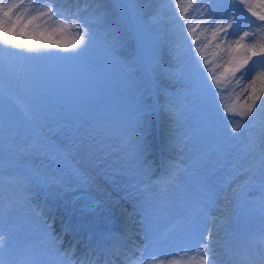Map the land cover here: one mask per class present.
Masks as SVG:
<instances>
[{"label":"rangeland","instance_id":"1","mask_svg":"<svg viewBox=\"0 0 264 264\" xmlns=\"http://www.w3.org/2000/svg\"><path fill=\"white\" fill-rule=\"evenodd\" d=\"M106 1L90 3L91 11L82 17H90L88 20L91 21V40L97 39L99 43H90L79 57H22L13 52H23L26 56L34 53L28 52L27 49L0 44V48L6 49H0V181L9 178L4 172L6 168L14 171L15 167L19 171L34 174L36 178L32 184L40 181L50 191L54 190L56 198L61 195L64 200L72 203V206H79V201H73L74 195L82 197L85 194L97 196L96 201L103 200V205L108 209L110 206L114 207L118 200L122 201V197L120 192L116 194V199L104 197L102 194L107 193L108 185L105 177L99 174L112 179L119 178L122 170L132 171L129 179L122 177L119 182H134L143 186L139 182L143 172L141 162L144 159L147 162L153 161L152 165L154 162H160L162 153L166 152L164 143L167 140H183L186 150L183 152L185 155L178 156L183 157L181 163L177 164L175 161L176 163L169 165V170L171 166H177L180 170L177 182L169 195L174 196L179 186L189 187L193 183L192 179L202 184L205 181L204 174L201 178L197 177L200 168L211 169L213 165L218 169L216 174L221 176H227L228 170L235 166L231 174L242 175L241 179H248L250 183L257 176L256 164H264V160L259 161L255 155L264 151V138L262 133L258 132L255 121L246 127H238L233 121L241 118L228 112L229 108L234 107L239 111L242 105L251 103L246 99L248 94L239 95L240 88L233 81L232 84L221 85L223 91L219 97L212 101L206 100L202 90L191 87L184 78V66L173 54L168 58L170 62L167 65L166 60H161L166 37L174 41L184 24L183 17L180 16L181 9L183 8L189 16L188 23L193 27L199 22V15L187 7L192 0ZM2 2L18 3L19 0ZM108 4L119 19L120 26L124 25L123 31L117 29L115 20L108 14ZM221 10L235 13L238 17L242 15L256 24H261L252 12L264 15V3L262 0H244V3L228 0ZM34 14L32 11L27 12L14 33L15 37L27 45H34L36 42L52 45L51 51L61 56L69 55L70 53L55 48V44H75L70 42L74 33L64 30L61 37L56 38L50 29L55 22L34 21L23 29L24 34L21 35L23 24ZM238 25V30L233 32L234 39H239L245 31H249L239 19L234 28ZM255 32L254 37L246 38L243 43L248 44L251 40L257 47L264 45V29H256ZM196 34L199 35L197 43L200 54L208 61L203 74L210 79L209 69L215 68L219 74L223 67L216 68V65L222 64L228 57L223 46L216 47L217 41H212L211 30L205 25H201ZM75 35L79 40L82 33L76 32ZM109 41L110 45L106 47ZM243 55V49L232 53L237 61ZM113 56L123 60L114 62L115 60L110 59ZM258 58L264 59L254 57ZM170 72L176 75L170 76ZM255 87L257 91L264 89V82L257 81ZM169 88L174 95L172 97H168ZM176 98H180L179 103L174 100ZM160 102L172 107L168 108L167 112H161L163 121H157L154 125L152 116L158 112L160 107L156 106ZM25 106L35 109V118L29 123L23 122L19 111ZM129 123L135 127L134 142L138 141L142 149L139 163L135 162L129 148H120L119 140L108 138L105 132L106 128L125 126ZM242 123L248 124L247 120ZM233 127H237L236 133L231 131ZM90 134L104 142L107 155L103 162L95 161L86 147L93 143L89 139ZM113 146L115 151L112 150ZM51 151L64 154L63 158L69 160L78 170L68 168L66 161L62 162L59 157L51 158ZM231 151H236L232 154L234 159H224V155ZM195 152L204 154L206 158L211 152H217L219 156L205 162V157L197 158ZM239 152H246V155L238 157ZM236 158L238 159L234 161ZM241 164L247 165L245 169L249 165L252 167L247 171V177L240 169L244 168ZM21 176L26 177L19 175ZM26 178L25 184L30 179ZM53 180L57 182L54 184ZM235 183L236 181L232 182V188ZM9 186L13 187L12 184ZM119 189L123 192L125 188L120 186ZM1 191L6 196L9 195L8 190ZM157 191L158 188L150 189L142 198L144 202L155 201ZM137 194L140 192L137 191ZM261 195L264 196V192ZM3 206L5 205L0 199V215L3 214ZM99 210L95 213L98 216L101 213ZM72 216L75 218L77 215H66L67 226ZM84 223L93 230L92 232L102 230L99 224L86 220ZM20 226L8 223L0 217V235L4 237L2 243L4 248L16 250L11 254L14 259L24 254L18 250L31 249L38 244H29V241L22 240V235H28L29 231L25 232ZM19 242H22L23 246H20ZM26 257L31 258L29 264H34L33 255L26 254Z\"/></svg>","mask_w":264,"mask_h":264},{"label":"snow or ice","instance_id":"2","mask_svg":"<svg viewBox=\"0 0 264 264\" xmlns=\"http://www.w3.org/2000/svg\"><path fill=\"white\" fill-rule=\"evenodd\" d=\"M71 2L76 4L77 11L69 14L66 7L69 0H19L18 3H3L0 0V44L13 48L27 49L28 52L34 53V55L26 56L23 52H13L22 57H79L81 53L87 50L91 43V29L89 27L91 21L79 16V0H71ZM227 2L228 0H192L187 7L191 8L193 13L199 15V22L195 27L189 24V16L182 8L180 16L183 17L184 24L175 40L169 46L174 58L184 66L182 73L184 78L190 83L191 87L195 86L201 89L206 100L212 101L216 97H219L223 91L221 85L225 83L232 84L233 81L240 88L239 95H243L244 93L248 94L246 99L250 100L251 103L242 105L239 111L234 107L228 109L229 113L238 115L241 118L240 120L233 121V123L238 127H246L257 120V115L254 113L264 116V89L257 91L255 87L257 81L264 82V59H254V57H264V45L257 47L251 40L248 44L243 43V41L246 38L254 37L256 35V29H264V15L252 12V15L256 16L262 22L261 24H256L254 21L242 15L238 17L235 13H228L226 10L222 11V6ZM239 2L244 3V0H239ZM262 3H264V0H262ZM17 10L21 11L18 12ZM28 11H32L35 14L23 24L21 35L24 34L23 29L27 28L34 21L47 23L50 20H59L60 22H64L65 26L70 25L80 30L82 35L75 44L71 46L55 44V48L70 53L69 55L61 56L51 51L52 45L42 44L40 42H36L34 45H27L15 37L14 33L18 26H20V22L25 19ZM238 19L242 25L249 28V31H245L239 39H234L233 32L239 28V25L234 28V24ZM201 25H205L207 29L211 30L212 41H217V48L223 46L225 55L228 57L222 64L216 65V68L223 67V71L219 74H217L215 68L209 69L211 72L210 79L206 78L203 74L208 61L200 54L197 43L199 41V35L196 34V30ZM229 30H232V32ZM85 38H87V41ZM0 49L6 50L5 48ZM241 49L244 50V55L237 61L232 56V53L234 51L239 52ZM169 75L175 76L176 74L170 72ZM19 111L25 123H29L35 118V109L32 106H25ZM138 114L139 109H137V116ZM245 120L248 122L247 125L242 123ZM231 131L236 133L237 127H233ZM105 132L108 138L119 140L120 148H129L134 159L138 163L140 162L142 149L138 141L134 142L135 127L132 123L120 127L106 128ZM89 139L93 141L92 144L86 145L89 152L92 153L95 161L103 162L107 155L103 140H97L91 134L89 135ZM37 144H39V141H37ZM112 150L115 151L114 146ZM179 171L177 166H171L168 175L157 182L158 191L154 202L156 206H167L169 194L177 182ZM26 179V177L22 176L16 177L15 182L22 185ZM261 179L262 186H264V171L261 173ZM261 200L264 201V196L261 197ZM211 203V195L207 193L203 196L192 197L190 202L186 203L183 212L177 215L169 224L154 231L151 236L146 237L147 242L144 244V247L137 249L139 256H128V264H153V260L151 259L153 250L162 242L175 243L176 238L182 240L194 239L195 237L192 232L193 226L196 224L198 218L209 215ZM261 210L264 211V209ZM41 223L45 229L42 236L43 238H47L49 225L44 220ZM202 235L203 239L197 240L193 251L202 254L203 264H209L210 261L214 264L213 245L215 240L213 230L207 228ZM3 240V235H0V250H3L4 247ZM50 244L51 247H55V241H50ZM233 260L234 264H257L255 259L247 251L242 250L233 253ZM63 264H95V261L89 259L77 261L72 257L71 253L65 252ZM158 264H165V262L160 260ZM260 264H264V258L261 259Z\"/></svg>","mask_w":264,"mask_h":264},{"label":"bare ground","instance_id":"3","mask_svg":"<svg viewBox=\"0 0 264 264\" xmlns=\"http://www.w3.org/2000/svg\"><path fill=\"white\" fill-rule=\"evenodd\" d=\"M95 2L102 3V2H107V1L106 0H79V8H80L79 16L81 18L83 16H86L87 13L91 11L89 4L95 3ZM66 7L69 11V14L77 11L76 4L72 3L71 0H69V3L66 5ZM107 9L109 12L108 14L112 18V20H115L114 23L117 24V29L120 28V30L123 31L125 29L124 25L122 24L120 26L119 19L116 18L109 4L107 6ZM50 21L58 24V25L55 24L50 27L51 33L55 35L56 38H60L62 35V32H64V30L65 31L68 30L69 32L74 33L70 39V42L76 43L78 41L75 35L76 31L80 32L78 28L72 27L70 25L65 26V23L60 22L59 20H50ZM172 42L173 41H170V39L166 37V40L163 43V55H162L161 60L163 59L166 60L165 65H167L170 62L168 58L171 57L172 53H171V48L169 45ZM168 97H170V95H168ZM156 107H160V108L158 109V112L156 111V114L152 116L153 118L152 122L154 123V125H156L157 121L158 122L163 121L164 118L161 112H167V106L165 105V103L162 104L160 102L157 104ZM256 115H257V120L254 123L258 125L256 126L257 130L258 132L262 133V136L264 138V116L258 113H256ZM168 141L169 140H167L166 143H164V149H166L167 152L170 151L169 153L171 154V152L172 153L175 152L173 150L176 147L175 145L176 142L174 141L168 142ZM262 143H264V139L262 140ZM258 153L264 157V151H259ZM166 155L168 154L166 153ZM55 157L56 158L59 157V154H56ZM60 157H61L60 159L62 162L66 161L68 168L73 167V164L69 160H68L69 162L67 163V159H64L63 155H61ZM69 164H71L72 166ZM25 175L26 176L31 175L30 178L32 181H34V179L36 178L34 174H31L29 172H25ZM99 175L105 177L107 181V185H108L107 193L104 192V194L102 193L100 194H102L104 197L109 196L113 199L118 198L116 196L117 193L119 194L120 192L121 194L122 201L118 200V202L116 203V205H114V207L110 206L108 207V209H106L105 206L103 205L104 204L103 200L101 202L94 201L97 198V196L95 195H85L84 194L82 197L78 195H74L73 201H79V206L81 207L80 209V207L77 205L72 206V203H69L68 201L64 200V197L61 195H59L58 198H56V194H54L53 192L54 190L50 191L48 188L44 187V184H41L40 181H35L33 183L32 186L37 185L34 188L37 190V193L39 194V196L46 197L48 199V202H53L58 207L57 210L54 208L50 210L51 212H53L52 213L53 216L50 222H53L55 220H63L67 214L77 215L75 218L72 217V224L68 227V229H65L64 231H59L58 233L55 234L54 237L59 239L57 241H59L60 244L59 245L55 244V247H53L54 251H56V249H62L65 253L68 249L71 250L73 248L71 246H78L82 239L77 238L73 244L71 245H67V244L68 242H71L70 241L71 238L77 235L76 234L77 232H79V234H81V232L86 233L83 230L90 229L88 225L84 223L85 220L91 223L99 224L103 228V230L108 231L107 234L109 238H113V239L120 238L122 242L128 241L131 235H137L139 232L143 233V229L145 226V213H144V209L140 207L138 201L134 197H132V195H129L128 193L124 194L119 189V182L117 183L115 179H111V178L107 179V177L102 175V173ZM236 179L238 181L236 186H234V188H229L226 192H222L221 194L223 196L222 199L214 200L215 204H213V206L211 207L212 211L217 213L221 217V219H224L225 221V222L219 223L217 218H214L212 221L209 222V225L206 226L207 228H211L213 230L214 240L219 235V233L227 230L230 224H237L240 221V219L244 216H246L245 220H246L247 225L256 227L257 229L255 230V232L259 234L260 236L264 237V212L262 213L260 211L253 210V207L255 204L264 205V201L261 200V197L263 195H257V194H261L262 190H260V187L261 189H263L264 186L258 185V187H255V188L250 187L248 189H244V188H241L240 186L242 184L241 182L242 180L238 178ZM53 182L55 184L57 181L53 180ZM78 184L80 185V183ZM128 205H131V207H129ZM45 206L48 209H50V206L48 204H45ZM98 210L101 211L99 216L95 214ZM87 211L90 213L87 214L88 213ZM230 215L231 217L229 219ZM223 228L224 230H220ZM68 237L70 238L68 239ZM136 246H137L136 248L132 249L133 250L132 256L134 257H138L137 249H140L139 245H136ZM5 249L7 248L0 250V255L3 252H6ZM127 258L128 256L125 257L126 263L128 262ZM164 262L165 264H175L176 260L173 257H169V258L166 257Z\"/></svg>","mask_w":264,"mask_h":264}]
</instances>
